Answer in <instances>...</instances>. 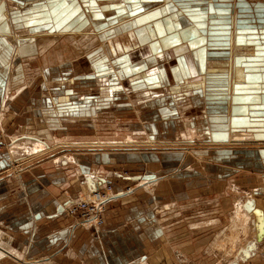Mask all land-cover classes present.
Listing matches in <instances>:
<instances>
[{
    "label": "crops",
    "instance_id": "1",
    "mask_svg": "<svg viewBox=\"0 0 264 264\" xmlns=\"http://www.w3.org/2000/svg\"><path fill=\"white\" fill-rule=\"evenodd\" d=\"M186 1L0 0L3 39L20 29L30 32L17 47L8 39L0 41V65L11 54H19L15 68L10 69L6 101L7 87L0 76V145L6 148L0 150V179L13 170L15 162L47 155L53 142L63 147L57 143L123 142L130 135L136 145L101 148L118 152L113 149L141 146L147 136L145 114L162 117L165 125L154 124L152 130L163 132L175 125L167 116L178 110L189 118L180 123L189 133L226 135L223 145L237 133L246 134L250 137L243 141L259 149H250V164L244 162L242 167V161L236 162L242 160L244 149L230 148L236 146L182 149L171 148L167 142L171 149L160 152L156 147L165 144L162 139L148 144L156 150L111 156L114 159L105 165L94 164V156L82 160L72 150L95 147H65L68 153L51 163L29 165V179L0 182V191L12 192L10 198L0 195V227L6 228L12 219L20 222L13 225L25 240H13L16 247L7 248L3 242L2 249L9 252L6 259L16 260L15 248L18 254L32 255L35 261L28 260L32 264H150L153 258H162L165 246L170 245L178 256H191L193 261L200 253L207 256L203 264L264 263V234L247 257L241 253L252 239L232 247L220 243L230 238L228 227L240 203L258 211L260 228L264 223V174L256 170L264 167V2L204 0L199 8V0ZM99 22L108 26L97 30ZM42 35L47 40L57 37L46 50L38 40ZM191 113H201L203 121L198 116L194 122ZM38 116L46 125L26 132ZM208 119L224 122L220 127L208 126ZM87 128L95 133L77 132ZM176 137L172 138L174 146L187 145L177 144ZM195 139L210 143L207 136ZM25 143L29 150L35 143L44 144V152L32 155ZM15 146L20 154L12 152ZM186 149L197 150L199 156L188 155L191 151ZM195 160L211 161L212 170L220 169V164L232 165L220 173L228 188L215 190L196 182L178 185L182 171L186 176L198 175L194 181H204L210 171L203 172V163L195 167ZM142 164L148 168L145 173H141ZM179 165L187 167L182 170ZM160 166H174L169 183L165 181L168 174H156ZM247 174H252V192L244 200L238 191L244 189L240 180ZM230 177H235L233 182ZM106 183L111 184L115 198L104 204L100 226L60 214V204L68 198H81L85 191ZM146 191L155 195L156 202L172 206L156 210L157 203L148 204ZM206 197L216 201L196 205ZM252 225L255 229L253 219ZM185 241L193 248L188 253Z\"/></svg>",
    "mask_w": 264,
    "mask_h": 264
},
{
    "label": "rangeland",
    "instance_id": "2",
    "mask_svg": "<svg viewBox=\"0 0 264 264\" xmlns=\"http://www.w3.org/2000/svg\"><path fill=\"white\" fill-rule=\"evenodd\" d=\"M182 1L187 2L186 0H182ZM219 1L220 0H216V3L219 2ZM261 1L264 2V0H261ZM253 2H255V1H253ZM199 6H200L199 8H201V7L204 6V0H199ZM120 10H121V8H120ZM2 40H6V38L3 39V37H1L0 41H2ZM8 58H9V56L7 57V59H4V64L2 63L0 65V69H3L4 68V66L6 65V62H7ZM17 60H15V63H16ZM6 85H7V83H6ZM181 112H183V111H180L179 112V110H178L177 113H174V114H171V115L167 116L168 117V120L170 122L171 121H175V125L170 126L169 127V130H164L163 132H161V131L160 132L159 131L157 132L156 129L155 130H152L153 127L155 128V125L154 124H156V126H159V124L165 125L166 122H162V117H160L157 113H155V116H147L145 114L142 118L144 119V121H145L144 124L146 126V130L144 131V134L147 135V136H145V139L142 140L143 141V144H140L141 146H137L135 148H126V149H124V148H116V149H113L112 148L113 150H118V152H113L110 148H109L110 150H107L108 148L104 149V148H101V147H97V148L95 147L94 149H87V148H83V149H73L72 148L73 153H75V154L77 153V154L82 155V160H91L92 158L95 157L94 159H92L93 162H94V164L100 163L102 165H105V164H108L107 163L108 160H111L110 158H112V157H118L119 158V154L123 155V154H126L129 151H135V152L137 151V153L138 152L141 153V151H144V152L145 151H153V150H156V148H159L157 150H159L160 152L166 151L165 149L169 148V146H167V142H168V144L171 143V145H170L171 148H182V149L185 148V147H187V148H190V147H193V148H197V147L198 148H200V147H208L209 148L210 147V143L208 141L207 142L209 144L208 143L204 144L205 143L204 140H202V141H196V139H195L196 136L193 133H189V131H187L185 128L183 129V126H181V124L184 123V120L188 121L187 119H189V118H187L185 115L183 116L184 113H181ZM1 113H0V115H1ZM189 115H193L195 117L194 122H196V123L199 121V118H201V121H203V119H204V117L201 116L202 115L201 113H198V115L196 113H191ZM198 116H199V118H197ZM217 117H220V116H217ZM38 118H39V116L37 118H34V119L31 120V123L28 124L29 127L28 128L26 127V129H28V131L26 130V132H28V133L35 132V131L38 130V128H41V126L46 125V122L44 123V121H42V120L39 121ZM169 121L167 123H169ZM207 122H208V126H210V124L212 123L213 125H216V126L218 125L217 127H220L221 126L220 125L221 124L220 122H224V119L222 121L219 120V119L218 120H215L214 119V120H211L210 121L208 119ZM206 128H208V127H206ZM29 129H31V130H29ZM88 131L93 132L94 130L91 131L89 128H87L86 130H79L77 132L79 133V135H83V134L87 135L88 134ZM10 133H9V136L11 137L12 135ZM93 133H95V132H93ZM184 134H187V137H191V138H193V140H188V138L187 139L186 138H182V136H184ZM173 135H177V137H176V139H177V142L176 143L177 144L178 143H182L183 144V143L186 142L187 145H185V146H177V145L174 146L173 145L174 142L172 140ZM95 136L97 137V135H95ZM163 137H166V138H163ZM162 139L165 140V141H163L165 144L162 142L164 145L158 146L156 148L148 145L150 143H155V142L158 143L159 140H162ZM87 141L88 142H91V140H87ZM99 141L100 142H103L100 139H99ZM94 142H96V141H94ZM199 142L202 143V144H200ZM54 144H55L54 142L52 144L49 143V145H50V151H49V153L47 155L43 154L42 156H39V157L32 156L31 158L33 160H31V158L28 157V161L26 160L25 162H22V163H20L21 161L15 162V165H14L15 167H13V170L11 169L10 172H8L5 175H2L1 176L2 179H0V182H4L5 183V182H7L9 180L11 181V179L12 180L13 179H16V180H20L21 179V180L25 181V180L29 179L30 176H32V174L29 172L30 171V168L32 167V165H39L40 163L48 162V161L51 163V161H53L54 159H58L63 154L66 155L68 153V151H63V150H67V148H65L63 146H55ZM57 144H59V143H57ZM24 145H27V144H24ZM1 146L2 145H0V150L1 151H4L6 148L4 149V147L2 146L3 147L2 148ZM243 146L230 147V146H227V145H221V146L213 145L211 149L212 150H214L216 148L224 149V148H229V147L231 149H237L238 151L244 149L243 150V153H242V157H241L242 160H238L236 162L237 164H239L242 161V167H244V162H247V163L250 164V159H251L250 156L251 155L248 156V154H252V153H250L252 150H254L255 152H258L259 149L257 150L256 148H251V146H255V145L243 144ZM245 147H247V148H245ZM21 148H22L21 145H19L18 146V149H21ZM170 149H167V150H170ZM250 149H252V150H250ZM193 150L192 149H186V151H191V152H189L187 154L188 155H191V156L194 155L196 157L199 156L198 151L197 150H194L193 151ZM110 151H112V153H109ZM260 152L263 153V151H260ZM252 157H255V156L253 155ZM112 159H114V158H112ZM210 162H208V160H207V162L205 161L204 163L201 160H200V162H198L196 160L194 161V166L195 167L199 166L200 163H203L204 165H206L203 168V172H204L205 169H209L210 172H208L207 175H206V177H204V181H202L201 183L198 180L194 181L195 179L198 178L197 177L198 175H193V174L189 173L188 176H186V173L184 171H182L177 176L179 178L178 179V182H179L178 185H180V186L183 185L184 187H186L188 184L189 185H192V184H194V182H196V184H194V185L201 186V184H202V185H205V187H207V186L208 187L214 186V189L215 190H216V187L217 188L218 187H220V188H222V187L228 188V183L226 184V181L227 180L224 179V178H221V174L220 173L223 171V170H221L222 168H226V166L229 167V166H232V165H229L228 166V165L220 164L221 165V168L219 169V168L215 167L213 169L215 171H213L212 170V166L209 164ZM258 162L260 164L259 167H262L261 166L262 164H261L260 160H258ZM226 163H229V162H226ZM131 166H133V165H130V167ZM186 167L185 166H182L181 167V165H179L178 169L181 168L183 170V169H186ZM175 168H176V165H175ZM140 169H142L141 173L142 172L145 173V172L148 171L147 166H144L143 164L140 167ZM217 169H219V171H217ZM260 169L261 168H256V170H258V172L264 174V167H263V169H261V170ZM151 170L154 171V168L151 167ZM173 170H174V166H172L171 169H167L166 166L165 167L160 166V170L157 171V167H156V170L155 171H156V174H159L162 177H166L167 174H168V178L165 179V181H167V183H169L170 180H171V178H172L171 175H170V173H171V171L173 172ZM211 171H213V172H211ZM92 172H95V171H92ZM16 174H18V176ZM247 175H248V177H244V179H241L240 180V181H243L244 180V184H242V186L244 187V189H239V191H238V195H240L242 198H244V200L247 198L246 193L248 195V193L252 192V188H250L251 183H252V181H251L252 174L251 175L250 174H247ZM64 176L66 177V174L65 173H64ZM4 178H6V179H4ZM234 178L235 177H230V179H229V180H231L230 182H233ZM175 179H177V178H175ZM238 180H239V178H238ZM136 185H137V183H136ZM108 186H111V184L110 183H106V184H103V185L100 184L99 187L100 188H103L105 190L104 191L105 193H101L102 194V195H100L101 199H100V197H99V199H96V197H93L92 198L93 201L87 202V203H89L87 206L90 207V206H93V205L97 204L98 201L103 200L102 197H106L107 198V196H109V198H112L114 192H112V187H110V190H107L106 187H108ZM162 188H165V186L162 187ZM129 189H128V191H129ZM149 189H151V188L149 187ZM148 191H150V190H148ZM151 191H152V189H151ZM11 193H12L11 191H7L6 189L0 191V195L3 198H5L6 195L8 196V198H10L11 197ZM84 193H87V192L85 191ZM145 194H146L145 195L146 196V200H148V204L155 205V203H157V205H155V209L158 208V206H159V209L160 210H165V208H168L169 205L172 206L171 204H168V203L161 204V203H163L161 201H160V203H158V201L156 202L155 195L154 196L153 195H150L149 192H147V191L145 192ZM80 200L81 199L79 198V196H77L75 199H71V197H70V199L68 198L65 202H63V203L60 204V209L62 211V212H60V214L67 215L69 218L70 217L73 218L72 215L69 216V213L68 212H70L69 210H70L71 207H73L74 209L79 208V209L82 210V208L79 207L80 204H77V202H79ZM227 200L229 201L230 199L227 198ZM215 201L216 200H214V197H206V198H204V201L197 202L196 205L197 206L198 205H201V204H203V202H205V203H209V202L210 203H213ZM169 202H171V201L169 200ZM100 207H102V206H100ZM105 208L106 207H104V210H105ZM170 208H172V207H170ZM203 208H205V207L203 206ZM65 210H68V211L65 212ZM104 212L101 213L100 220L99 221H96V225L100 226V224L103 223L102 220H103ZM13 220L14 219L9 220L8 223H6L7 225L5 224L7 226L6 228L3 229V228L0 227V231H1L0 234H2V237H0V239L3 240V242L5 243V247L6 248H7V246L8 247H10V246L16 247V244L13 243V240H19V241H22L23 243L25 241L24 239H20V237L16 234V229L14 228L15 226L13 225V224H17V223H20V222H18V221L17 222H14ZM211 220L212 219H209V221H211ZM78 221H80L79 218H78ZM242 227L244 228V231H243V229H241ZM228 228H229L228 231L230 232L231 236H230V238H227L226 237V239L224 241H221V239H220V243L223 245L222 246L220 244L221 247L237 246L238 244L244 243V242H246L247 240H250V239H252V241L250 240L251 242H249V243L250 244L251 243L253 244V240L255 239L256 232L253 229L254 227L252 225V218L249 217V215L244 220L242 218L241 219L234 218L233 221L230 223V226ZM235 232L238 233V234L240 233L239 236H237L235 234ZM248 234H249V236H248ZM251 235H253V236H251ZM10 237H14V238H10ZM158 246L159 245L156 244V247H158ZM183 246H185L184 248H186L187 253L190 252L193 249L191 247V244H190L189 241L183 242ZM14 249H13V251H14L15 255H16V257L20 261L17 262L14 259L9 260V259L3 258L2 260H0V264H22L25 259L27 260L26 261L27 262L26 264H28V260L35 261L34 260V257L32 255H28L27 256V255H24L22 253L21 254H18L17 250L16 249L14 250ZM164 249H165L164 252H162V254H163L162 255V258H161V256H160V258H155V259L153 258L150 264H195V262H197L198 260H199V262H201V264H203V263H206V261H207V256L201 255V253H200V256L199 257H196V260L197 261H193L191 256H189V257L188 256L187 257L178 256V253L176 252L175 247H173V246L170 247V245H167V247L165 246ZM13 251H12V254H13ZM158 255H157V257H158ZM204 258H206V259L204 260ZM262 264H264V263H262Z\"/></svg>",
    "mask_w": 264,
    "mask_h": 264
},
{
    "label": "bare ground",
    "instance_id": "3",
    "mask_svg": "<svg viewBox=\"0 0 264 264\" xmlns=\"http://www.w3.org/2000/svg\"><path fill=\"white\" fill-rule=\"evenodd\" d=\"M30 2V1H29ZM181 12V11H180ZM9 16V15H8ZM9 18V17H8ZM90 24V23H89ZM102 24V22H99V26H97V30H98V28L99 29H103L105 26H108V25H101ZM96 26V25H95ZM14 31V30H13ZM29 31L28 30H25V29H20L18 32H16V33H13L12 35H6V39H8V40H10L11 41V43L13 44V47H17V44H18V41H20L21 42V40H23V39H26L28 36H29ZM47 35H48V33H47ZM50 35V34H49ZM41 36V35H40ZM0 37H2V35H0ZM234 37V36H233ZM57 38V37H56ZM56 38H55V40H56ZM1 39V38H0ZM30 39V38H29ZM36 39V38H35ZM7 40V41H8ZM38 40H39V42L42 44V46H43V48L46 50L47 49V47H49L51 44H53V43H55L54 41L55 40H53V39H50V40H47L46 39V36H43L42 35V37H38ZM62 41V40H61ZM234 41V40H233ZM232 41V42H233ZM69 42V41H68ZM31 43V42H30ZM63 43V42H62ZM40 44V45H41ZM235 46V45H234ZM39 47V46H38ZM233 47V46H232ZM20 49V48H19ZM43 49V50H44ZM49 50V49H48ZM32 51V50H31ZM53 51V50H52ZM41 52V51H40ZM43 52V51H42ZM46 52V51H45ZM44 53V52H43ZM12 56V57H11ZM19 54L17 55V52L16 53H14L13 55L11 54L10 56H9V58H8V60H7V62H6V65L4 66V68L3 69H0V76L2 77V79H4V81L7 83V85H6V89L4 90V97H3V101H6V99H8V90H9V88H10V84H9V81L11 80L10 78H9V76H10V69H14L15 68V64H14V62H15V60H17L19 57ZM56 56V55H55ZM69 58H70V56H68ZM72 58V57H71ZM12 59V60H11ZM47 60H48V58H47ZM69 60V59H68ZM11 61V62H10ZM50 63L48 62V65H49ZM52 64V63H51ZM43 66V65H42ZM12 75V74H11ZM242 77V76H241ZM241 77H239L238 76V80L240 81L242 78ZM236 81V80H235ZM241 82V81H240ZM180 135V134H179ZM178 135V136H179ZM195 135H196V137L199 139V138H201V137H204V136H207L209 139H210V144L211 145H219V146H221V145H223L222 143H223V141L222 140H224L225 138H226V135H221V134H218V133H214V134H210V132L208 131V133H204V134H202V133H195ZM210 135H211V137L213 136V138H211L210 137ZM228 136V135H227ZM235 137H233L232 139H230V140H228L227 142V146H243V144H247L245 141H243V140H247V139H249V137L250 136H248V135H246V134H242V135H240V134H235L234 135ZM26 137V136H25ZM127 138L123 141V142H118V141H115V140H112L111 142H100L98 139H97V142H88L87 140H84V141H82V142H69V143H60V144H58V145H64V147H68V146H88V147H107V146H112V145H114V146H126V145H128V146H132V145H136L137 144V142L135 141V139L133 138V137H131L130 135L129 136H126ZM182 138H188L187 137V134H184V136H182ZM180 139V138H179ZM213 139V140H212ZM226 140V139H225ZM232 140V141H231ZM36 143H38V142H36ZM34 144L33 146V149H31V150H29V147L27 146V145H24L25 147H28V152H31L32 151V155H39L41 152L43 153L44 152V149H43V145L44 144ZM25 144H27V143H25ZM16 146L18 147V144H16ZM14 147V149L12 150V152L13 153H19V152H17V147ZM23 148V147H22ZM26 151V150H25ZM24 151V152H25ZM20 154V153H19ZM29 154H31V153H29ZM13 155V154H12ZM15 157L13 156V158L12 159H14ZM99 185L97 186V188H93L91 191H89L88 193H85L80 199V201L79 202H77V204H79V203H84V202H89V201H93V197H96V199H99V197H100V195H102V194H93L92 192L94 191V190H96V189H98L99 190ZM90 193V194H89ZM113 198H115V194H113V196H112V198H109V196H107V198L106 197H102V199L103 200H100V201H98L97 202V205H99V204H101V206H102V211L101 212H103L104 211V204L107 202V201H109V200H113ZM100 199H101V197H100ZM250 211V212H249ZM249 213V215H250V217L253 219V223H254V226H255V232H256V236H255V239L253 240V244L251 243V244H249L248 245V247H246L245 249H243V251H242V253L241 254H243V256H245V257H247V255L248 254H250L251 252V248H252V250H254L253 248H257V242L259 241L258 240V237H260V231H261V235H263L264 234V231L262 230V229H264V223H263V225H262V227L260 228L259 227V223H258V219H259V216L255 213V208L253 209V207H250V206H248V204H239V206H237V210H235V215H234V217L235 218H238V219H245L247 216H248V213ZM263 217V216H262ZM100 218H101V215H100ZM100 220V219H99ZM99 220H97V221H99ZM83 223H91V224H95L96 225V221H94V222H91L90 220L89 221H82ZM260 222V221H259ZM226 229V228H225ZM241 229H243V231H244V228L242 227ZM260 230V231H259ZM225 231V230H224ZM242 231V230H241ZM242 231V232H243ZM225 234H226V232H225ZM220 235V234H219ZM223 235H224V233H223ZM244 235V234H243ZM222 241V240H221ZM2 245H3V241H2V239H0V260H2L3 258H8V255H9V252H8V254H7V252L6 251H4L3 249H2ZM240 254V255H241ZM252 255V254H251ZM254 256V255H253ZM16 261L18 262L19 261V259H16ZM27 262H26V260L22 263V264H26ZM30 262L28 261V264H29ZM30 264H32V263H30Z\"/></svg>",
    "mask_w": 264,
    "mask_h": 264
},
{
    "label": "built area",
    "instance_id": "4",
    "mask_svg": "<svg viewBox=\"0 0 264 264\" xmlns=\"http://www.w3.org/2000/svg\"><path fill=\"white\" fill-rule=\"evenodd\" d=\"M97 188V187H96ZM107 190H110V186L106 187ZM105 190L103 188H99L94 190L92 193L93 194H101V193H105L104 192ZM79 207L82 208L79 209H74L73 207L70 208V212L69 213V216L72 215V217L74 216H77L79 218L80 221H91V222H94V221H97L100 219V215H101V211H102V207L101 204L97 205H93V206H87L89 203L87 202H84V203H79ZM83 223V222H82Z\"/></svg>",
    "mask_w": 264,
    "mask_h": 264
},
{
    "label": "water",
    "instance_id": "5",
    "mask_svg": "<svg viewBox=\"0 0 264 264\" xmlns=\"http://www.w3.org/2000/svg\"><path fill=\"white\" fill-rule=\"evenodd\" d=\"M259 213H258V211H257V215H258ZM260 221H261V223H263V220L262 219H260ZM261 237H262V235L260 236V239H261Z\"/></svg>",
    "mask_w": 264,
    "mask_h": 264
}]
</instances>
